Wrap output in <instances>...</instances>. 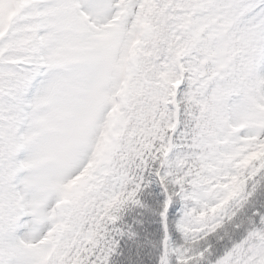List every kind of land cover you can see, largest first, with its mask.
I'll return each instance as SVG.
<instances>
[{
  "label": "snow or ice",
  "instance_id": "obj_1",
  "mask_svg": "<svg viewBox=\"0 0 264 264\" xmlns=\"http://www.w3.org/2000/svg\"><path fill=\"white\" fill-rule=\"evenodd\" d=\"M0 264H264V0H0Z\"/></svg>",
  "mask_w": 264,
  "mask_h": 264
}]
</instances>
